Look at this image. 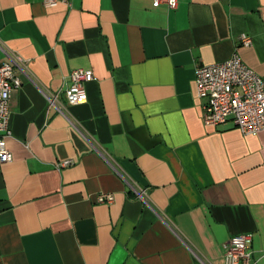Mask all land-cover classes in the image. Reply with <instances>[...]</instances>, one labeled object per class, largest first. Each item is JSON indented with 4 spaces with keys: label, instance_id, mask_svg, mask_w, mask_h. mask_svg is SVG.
<instances>
[{
    "label": "crops",
    "instance_id": "crops-1",
    "mask_svg": "<svg viewBox=\"0 0 264 264\" xmlns=\"http://www.w3.org/2000/svg\"><path fill=\"white\" fill-rule=\"evenodd\" d=\"M233 51L264 77V0H0V61L23 59L0 264H228L240 232L264 264V129L206 126L196 96L195 66ZM78 67L87 99L58 111Z\"/></svg>",
    "mask_w": 264,
    "mask_h": 264
},
{
    "label": "built area",
    "instance_id": "built-area-1",
    "mask_svg": "<svg viewBox=\"0 0 264 264\" xmlns=\"http://www.w3.org/2000/svg\"><path fill=\"white\" fill-rule=\"evenodd\" d=\"M46 6L57 3L70 5V0H42ZM163 3L169 8L177 0H152L153 5ZM240 43L248 46L251 37L241 33ZM23 61L22 57L13 54L7 60L0 61V163L10 161L12 153L5 138L11 134L9 128V100L11 90L21 83L15 66ZM93 78L91 69L74 68L69 73L68 82L62 89L65 100L59 93L49 91L46 97L49 105L58 111L66 112L67 104H78L86 101L84 82ZM196 96L201 100V119L204 125L217 127L232 122L243 133L255 134L264 129V77L248 66L236 52L223 61L199 63L194 68ZM68 159L60 161L58 166L69 164ZM144 190H136L142 196ZM98 201L110 203L113 194L102 192ZM252 233L240 232L229 236L223 244V258L228 264H258L250 247Z\"/></svg>",
    "mask_w": 264,
    "mask_h": 264
}]
</instances>
